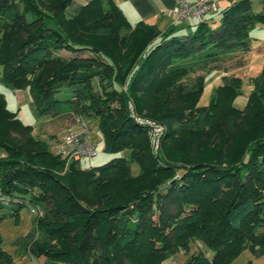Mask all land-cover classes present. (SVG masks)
Returning <instances> with one entry per match:
<instances>
[{
    "label": "trees",
    "instance_id": "16d2710c",
    "mask_svg": "<svg viewBox=\"0 0 264 264\" xmlns=\"http://www.w3.org/2000/svg\"><path fill=\"white\" fill-rule=\"evenodd\" d=\"M72 1L0 0V74L28 88L42 114H63L55 95L70 86L72 110L94 119L105 150L130 155L89 168L74 160L64 171L66 160L0 94V185L17 221L23 206L45 209L24 250L44 264H162L199 238L214 255L184 264H232L246 249L263 256L264 67L243 108L233 73L198 103L206 73L228 71V58L251 50L264 0L261 11L233 0L218 22L165 30L132 24L115 0L76 14ZM143 120L167 126L159 151ZM13 262L0 232V264Z\"/></svg>",
    "mask_w": 264,
    "mask_h": 264
},
{
    "label": "rangeland",
    "instance_id": "374dc122",
    "mask_svg": "<svg viewBox=\"0 0 264 264\" xmlns=\"http://www.w3.org/2000/svg\"><path fill=\"white\" fill-rule=\"evenodd\" d=\"M232 2V1H231ZM228 2V3H231ZM254 9L262 10V3L260 0H253ZM226 0H218L217 11L211 12L207 15V19H220V13L226 6ZM212 17V18H211ZM183 24L188 22H196L192 17L184 19ZM251 50L245 56L241 52L235 54L233 58H228L226 64L230 66L228 71L225 70H212L206 73L204 91L200 97L198 105H208L212 99L214 90L223 83L224 76L231 73L239 76L243 80L241 93L234 100L237 107L243 108L249 95L254 89V77H256L264 67V23L258 22L250 28ZM238 59H245L244 65L236 63ZM0 94L5 96L8 108L13 111H18L20 117L28 124L33 125L34 134L42 139H46L50 145V149L55 151L56 143L59 139L66 135V133L74 125H76V117L79 113L72 110V104L69 101L73 96V90L70 86H63L57 93L56 98L64 101V113L61 115H53V113H40L34 104L33 98L29 89H13L3 79L0 74ZM83 115V114H82ZM91 127L90 139L94 142L98 153L91 158H83L81 165L83 168H89L101 165L115 157L126 156L129 157L130 150L126 149L120 152H108L105 150V142L99 126L89 116H84ZM163 127V133L160 135L159 145L157 148L152 142V128H149L150 142L153 150L159 151L162 144V139L166 133L167 126L165 124L156 123ZM2 149H0V154ZM67 167L65 166L64 171ZM133 171H139V165H133ZM11 204H0V214H7L3 220L0 221V232L4 240L6 250L13 255V264H44V257L38 255H31L28 251L24 250L23 243L29 240L28 234L35 230L36 217L32 209L35 206L26 205L20 209L19 218L14 214V209ZM45 215V209H42ZM40 217V216H39ZM202 252L208 257L214 255V250L211 249L202 239L195 238L189 242V251H180L177 254L166 259L162 264H184L191 254ZM259 260H264V256L256 258L249 249L244 250L238 257H236L232 264H257Z\"/></svg>",
    "mask_w": 264,
    "mask_h": 264
},
{
    "label": "built area",
    "instance_id": "2783aa9c",
    "mask_svg": "<svg viewBox=\"0 0 264 264\" xmlns=\"http://www.w3.org/2000/svg\"><path fill=\"white\" fill-rule=\"evenodd\" d=\"M218 0H177V4L173 9V15L177 21H182L192 17L195 21H204L207 15L217 11ZM132 108V106L130 105ZM149 128H152V142L157 148L159 145L160 135L163 133V127L151 120H143ZM91 127L83 116L76 117L75 129L66 133L56 143L55 151L66 160V167L71 161L82 160L83 158H91L98 151L94 142L90 139ZM16 202V201H15ZM7 203L14 205L11 198L7 195L0 185V204ZM35 206L32 212L37 216H42L43 207L41 205L29 204Z\"/></svg>",
    "mask_w": 264,
    "mask_h": 264
},
{
    "label": "crops",
    "instance_id": "0c3cea01",
    "mask_svg": "<svg viewBox=\"0 0 264 264\" xmlns=\"http://www.w3.org/2000/svg\"><path fill=\"white\" fill-rule=\"evenodd\" d=\"M89 1L91 0H73L68 7L69 13L76 14ZM115 1L119 4L120 8L122 9L128 20L132 24H136L138 21L144 20L147 23L158 25V27L161 30H165L171 25H180L183 21V20L177 21L173 15V9L177 4V0H115ZM231 1L233 0H226L227 2L226 6L230 5L232 3ZM257 11H261V10H257ZM75 127L76 125H74L71 129H69V131L75 129ZM257 264H264V260H259Z\"/></svg>",
    "mask_w": 264,
    "mask_h": 264
}]
</instances>
